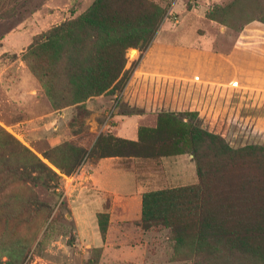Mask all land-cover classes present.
Returning a JSON list of instances; mask_svg holds the SVG:
<instances>
[{"label": "rangeland", "instance_id": "1", "mask_svg": "<svg viewBox=\"0 0 264 264\" xmlns=\"http://www.w3.org/2000/svg\"><path fill=\"white\" fill-rule=\"evenodd\" d=\"M92 1L0 0V264H192L193 259L175 254L169 228L152 225L143 230L134 200H127L128 215L116 224L107 211L111 202L107 192L76 184L69 177L81 167L90 170L101 159L88 151L99 135L118 137L114 115L122 112L143 113L140 126L147 127L157 124L160 113L171 112L185 122L182 112H195L203 128L221 135L233 148L264 146V23L252 21L237 29L248 16H264V0H152L165 8L154 40L197 49L189 65L187 50L171 54L175 55L171 68H179L180 76L166 77L163 85L140 80L131 88L128 80L117 98L105 94L84 99H77V82L84 78L72 76L70 81L62 76L51 95L33 70L30 47L48 42L69 74H85L83 58L66 35L70 30L65 26L57 36H47L74 20ZM203 54L212 66L209 71L202 67ZM159 89L173 108L135 107L157 103L153 95ZM4 132L57 172L56 186L36 184L23 173L18 156L2 147ZM63 142L87 149L71 175L61 174L43 156ZM119 164L128 170L121 173L117 186L122 193L137 187L135 178L145 191L197 182L195 161L188 152L121 157ZM101 226L106 228L102 235ZM206 263L261 264V260L222 252Z\"/></svg>", "mask_w": 264, "mask_h": 264}, {"label": "trees", "instance_id": "2", "mask_svg": "<svg viewBox=\"0 0 264 264\" xmlns=\"http://www.w3.org/2000/svg\"><path fill=\"white\" fill-rule=\"evenodd\" d=\"M164 16L165 8L152 0H93L74 20L53 28L47 36H57L66 26L70 30L66 35L83 58L85 74H69L48 42L30 47L33 70L51 95L56 93L57 80L67 76L70 81L84 78L77 82V99L105 94L117 98ZM252 21L264 23V16H248L237 29ZM182 114L188 118L185 122L171 112L160 113L154 127H138L136 140L99 135L88 152L99 158L192 154L196 183L142 193L143 230L152 225L169 228L175 254L193 259L192 264H207V259L222 252L251 255L264 264V146L233 148L221 135L203 128L195 112ZM2 147L18 156L23 173L31 181L47 187L51 182L57 185V172L6 132ZM86 154V148L63 142L43 156L61 174L71 175ZM105 229L100 227L101 235Z\"/></svg>", "mask_w": 264, "mask_h": 264}, {"label": "crops", "instance_id": "3", "mask_svg": "<svg viewBox=\"0 0 264 264\" xmlns=\"http://www.w3.org/2000/svg\"><path fill=\"white\" fill-rule=\"evenodd\" d=\"M179 49L187 50V60L188 65L191 64V56L193 52H197V49H193L192 47H179L177 44H172L167 41H161L160 39H155L152 41L151 45L143 54L141 60L137 64L136 68L134 69L131 77L129 79V84H133L136 81L147 82L155 84V85H163L165 83V78L168 76H180L179 72L181 70L178 68H171L172 65V57H175L176 52ZM200 52V51H198ZM185 55V54H184ZM206 54H203V62L202 64L203 69L209 71L212 66L208 65ZM127 85V87H128ZM237 85L236 83L233 86ZM126 87V89H127ZM131 88V85L129 86ZM169 93V92H168ZM154 98L157 100V103L149 104L148 103H136L135 107H142L144 111H147V107L155 110H160V108H173V105H168L167 101H164L163 91L159 89L156 95H153ZM129 105L132 107V103L128 102ZM143 113H116L114 115L115 121H117L116 130L117 136L136 140L137 139V130L141 124V119H143ZM130 132V136L126 137L125 133ZM92 140L96 138L92 135ZM183 157L178 156V158ZM119 160L121 157L119 156H110V157H103L99 159L95 164L90 166V170L87 167H81L78 171H76L73 175L69 178L76 179V184H81L84 187L90 186L91 188L101 189L107 192V196H109L111 202L110 206L107 211H110L111 214H115V218L111 215V221H115L116 224L122 221L123 218H126L128 215L127 211V200H134V212L137 217L141 214V195L145 191L144 187L137 182V187L131 191L130 193H122L117 189L122 180L121 173L123 171H128L119 164ZM74 185V184H72ZM85 210V209H82ZM95 237V235H94ZM106 246H107V237H106ZM105 246V247H106Z\"/></svg>", "mask_w": 264, "mask_h": 264}]
</instances>
